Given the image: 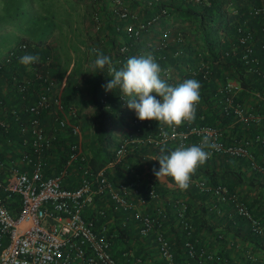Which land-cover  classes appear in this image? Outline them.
<instances>
[{"label": "built area", "instance_id": "obj_1", "mask_svg": "<svg viewBox=\"0 0 264 264\" xmlns=\"http://www.w3.org/2000/svg\"><path fill=\"white\" fill-rule=\"evenodd\" d=\"M104 1L112 19L124 20L121 24H115V29L126 36H137L144 24L137 21V15L131 10L128 2L126 0ZM170 1L172 0H142L146 5H160L158 11L152 14L147 22L156 23L161 14L166 17V8ZM180 1L207 5L212 0ZM239 1L248 3L246 8L237 7L234 0H222V9L231 17L238 14L241 18L239 22L232 24L235 42L242 46L238 56L243 66L249 72L255 73V77L250 80L252 83L255 82V85L243 86L237 79L225 77L224 81L215 86V91L221 94L220 106L223 113L230 114L233 122L253 125L254 134L237 135L224 141L221 138V129L212 124L185 122L178 128L171 129L158 123L153 126V120L141 121L134 114L129 120L130 127L124 129V134L114 149L112 159L95 171L85 165L79 172L76 184L73 187H64L60 184L63 170L54 175L42 174V159L39 157V152L49 146L50 140L43 133L38 113L50 104L62 110L57 118L58 125L68 128V132L75 136L76 140L70 146L69 158L77 159L82 158L79 143L80 128L77 124L70 123L67 118L68 115L74 116L75 106L68 105L66 109L63 108L57 92L53 90L54 79L36 72V76L42 79L44 89L36 92L34 98L27 103L25 111L30 113L28 119L23 121L14 116L18 120V143L7 153L0 150V264H126L108 252L109 240L104 227L101 226L99 230L95 228L97 216L105 213L103 207L94 204L95 197L100 195H106L120 210H130L131 216L138 222L140 235L153 233L155 247L165 264H181L174 259L168 239L160 225L159 216L162 215V208L155 207L151 212L142 210V207L150 200H158L157 192L152 187H148L143 193H139L134 179L112 183L105 174V170L131 151L136 143L152 146L173 143L175 149L181 143L185 146L199 145L203 136L209 135L219 149H206L211 151V156L221 153L232 157H244L248 160L250 168L264 171V165L255 162L251 150L252 145L257 143L264 160V67L261 69L257 66L252 67L253 64L258 63V58L252 53L253 32L250 28L251 24L247 21L248 16L259 17L260 31L264 35V4H256V0ZM156 30L160 33L153 45L157 52L155 54L157 60L166 59L165 50L170 42L176 44L170 51L172 58L187 56L186 53L183 54L185 35L181 27ZM169 36L168 40L166 37ZM146 45H149V42ZM260 47L264 53V41L261 42ZM119 48L125 50L127 44L120 45ZM234 54L237 55V52L233 40H230L227 48L222 49L217 57L222 60ZM191 56L193 60H188L186 63L174 62V66L178 64L177 71L173 69L172 64L162 66L161 76L172 85L190 78L198 81L207 80L209 62L203 59L199 52ZM23 86L24 83H19L16 88L22 91ZM241 91H245L243 99L239 98ZM119 99L121 105L127 107L123 93L119 95ZM133 111L135 112L134 109ZM12 112L14 113L13 109ZM7 126L4 116H0V127ZM180 137L185 139L181 140ZM8 141L11 140L8 139ZM32 152L35 153L36 159L31 163ZM195 184L211 191L218 201L230 198L236 213L250 218L245 205L232 196H228L221 184L206 186L202 180H196ZM13 197H16L17 207L10 206L9 201ZM174 204L179 224L186 235L185 255L194 258L195 264H217L219 255L216 251L195 246L191 237L192 227L185 216V204L177 203V200ZM251 226L254 232L264 238V219L260 221L252 219ZM217 237L220 235L218 234ZM135 264H141V262L138 261Z\"/></svg>", "mask_w": 264, "mask_h": 264}, {"label": "trees", "instance_id": "obj_2", "mask_svg": "<svg viewBox=\"0 0 264 264\" xmlns=\"http://www.w3.org/2000/svg\"><path fill=\"white\" fill-rule=\"evenodd\" d=\"M56 1L57 0H47V2L51 4H55ZM77 1H80V5H82L81 13L85 28V51L83 47L79 45L70 21H77L79 13L78 5L62 0L60 2H64L63 6L65 8L60 10V15L63 16L59 15L58 18L65 24L68 47L61 45V48L62 51L66 53L67 58L69 48L77 58H81V61L79 65H76L77 67L66 76L61 86H58L57 82L54 80L55 85L53 90L57 92L59 102L63 108L66 109L68 105L75 106L74 116L68 115L67 118L70 123L77 124L80 128L79 143L82 149V158H69L71 153L70 146L76 138L68 132V128L59 127L57 118L60 116L62 110L60 111L54 104H50L47 108L38 113V119L42 126L43 133L50 140L49 146L39 152V157L42 159V174L54 175L63 170L64 174L60 184L68 188L76 184L80 174L79 172L85 165L89 166L92 171H95L112 159L114 149L121 137L113 121L120 123L123 125L122 127L126 129L130 127L129 120L132 115H136L133 109L127 106V97H125L127 107L121 105L119 95L122 92L118 88L106 91L103 87V85H106L111 80L108 66L101 72H99L98 69V72L95 74L88 73L91 71L90 64L96 58V54L91 50L99 49L105 55L110 56L112 61L111 66L119 70L130 57L151 54L155 58L157 52L154 50L153 45L157 40V36L160 34L156 30V23L147 22V19L158 11L159 4L146 5L142 0H126L131 10L137 15V21H141L144 24V27L140 29L137 36H126L115 29V24H121L124 20L118 21L112 19L108 14L104 0ZM30 2H32V0H3L1 7L2 11L0 12V42L3 40V42H5L7 35L5 33L10 30L11 23H19L22 16L24 17L23 19H30L32 24L29 26L33 28L28 35V31L26 30L27 22H25L22 25L25 32L21 33V37L7 46L0 54V116H4V119L8 123L6 128L0 127V150L3 153H7L10 149H13L14 145L17 144L19 140V136L17 135L18 120H16L14 116L16 115L23 121L28 119L30 113L25 111L27 103L34 98L36 92L40 91L42 88L44 89L42 79L36 76V72L38 71L42 75L46 74L53 79H55L54 77L57 72L55 57L52 52L56 47V42L54 40L56 35L54 32L57 31L59 36L61 27L57 21L52 20V17L49 19L45 15L46 12L53 14L55 12L54 8L53 6L38 4L41 12L35 11L37 9H32L33 7ZM234 2L239 8H246L248 4L239 0H234ZM255 3L264 4V0H262V2L256 0ZM222 8V0H212L207 5L183 2L180 0L170 1L166 8V17H164L163 14L159 16V21L162 25L158 24V26H160L159 29L166 27L175 29L177 26L182 28L185 35L183 54L186 53L187 56L172 58L170 56V51L176 44L170 42L165 50L167 53L166 59L160 61L155 58V60L161 67L172 64L175 71L179 70L178 64L174 66L175 61L186 63L188 60H193L191 54L195 52H199L201 57L209 62L208 79L199 81L201 84V99L197 106L196 120L194 122L212 124L218 127L222 131L221 138L224 141H228L233 136L251 135L253 128L246 124H244L243 127H241V124H234L233 127L227 126L228 122L231 123L232 116L223 113L220 106L221 94L215 91V86L224 81L225 77H229L237 79L241 85L249 87L255 85V82H250V80L255 77V73L246 70V67L243 66L238 56L242 51V46L235 42V32L233 31L232 24L239 22L241 18L238 17V14L232 17L229 16L228 12H223ZM239 13L241 12L239 11ZM94 15L96 17H94ZM64 16H68L70 20ZM259 19V17H247L248 24H251L250 28L253 32L252 53L258 58V63L253 64L252 67L257 66L258 69H261L264 67V53L260 49V44L264 41V35L260 31ZM39 28L42 29L41 33L34 36ZM150 36L153 37L152 40L149 39ZM3 37H5V39H3ZM166 38L169 40L170 36ZM230 40H233L237 55L234 54L219 60L217 55L222 49L227 48ZM148 42L149 45H146ZM124 44H127V48L125 50L124 48L120 50V45ZM25 54L38 55L39 62L27 66L22 65L19 63V58ZM85 61H87V63ZM84 62L86 63L85 66ZM19 83H24L22 91H18L16 88ZM244 94L245 91H241L239 98L243 99ZM85 96L86 98H84ZM87 105L91 108V114L85 112ZM157 123L158 122L155 120L152 121L153 126ZM8 139L11 141L9 142ZM164 145L168 147V143ZM145 148L140 147L133 153H126L118 162L112 164V166L124 169L121 178L112 181L108 176L107 177L112 183L134 179L137 183L136 186L139 193H143L148 187H152L159 195L156 190V183L151 176H148L144 181L138 182V180L133 177L135 171L129 169V157L135 156V160H138L140 155L145 151H149V149ZM216 155L219 156V158L225 157V159L230 161L232 159H237L246 164V159L244 157H232L221 153L212 155L205 164L201 165L202 168H204L203 170L209 184L225 182L224 179L229 175L231 177L239 175V171L231 168H224L220 171L217 170L215 168ZM34 159H36V155L32 152L31 163ZM105 174L107 175L106 170ZM100 196L111 202L106 195ZM254 201L256 204L258 198L254 199ZM9 202L10 206L17 207L16 197L11 198ZM151 202L154 201L150 200L146 205L150 206L148 204ZM95 205L98 206L97 204ZM173 205L175 206L174 202ZM248 206H250V204ZM248 206L246 207L248 208ZM202 209H204V207ZM105 214L106 211L104 215L97 216L94 223L95 226L104 221ZM232 218L235 224L232 222L227 223L224 227L222 226L218 229L213 228L210 223L206 226L211 230L221 231L223 234L229 232L231 234H238L239 230H243L244 237H242V239L248 240V245L245 244L243 247L247 250L242 255L241 252H237L236 242L227 239L216 240L218 247L214 251L219 255L217 264H256L255 261L250 259V254L253 253L251 247L259 251H264V244L260 242L256 234L251 231L247 221L242 216L236 214L233 215ZM159 219L162 227L163 221L167 219L165 210L162 215L159 216ZM178 225V231L175 233L174 241L171 242L167 235H165L173 252L174 259L181 264H195L194 258L185 255L184 240L186 239V235L181 225ZM217 233L218 232L215 233V238ZM191 237L197 248L202 247L210 251L213 250L198 242L197 237L193 233V227L191 229ZM176 251L181 254V260L177 256ZM230 254L237 257L236 260L233 261V256H230ZM110 255L112 254L110 253ZM113 257L116 258L115 256ZM195 257L198 258L196 254ZM118 260L126 263L124 260ZM160 264L163 263L161 262Z\"/></svg>", "mask_w": 264, "mask_h": 264}, {"label": "crops", "instance_id": "obj_3", "mask_svg": "<svg viewBox=\"0 0 264 264\" xmlns=\"http://www.w3.org/2000/svg\"><path fill=\"white\" fill-rule=\"evenodd\" d=\"M71 1L79 6L81 4L80 1L77 0ZM78 10L77 21L73 22L68 16L64 17L71 21L74 35L79 37L78 40H80V36H84L85 28L80 7H78ZM57 23H59L61 29L65 26L64 22L61 20ZM159 27L160 26H158V28ZM68 51H70L69 48ZM234 124H241V127L244 125L243 123L231 121V123H227V126L233 127ZM247 126H252L253 132L251 134H254L255 128L253 125ZM164 144L152 146L146 143H136L131 151L128 152L133 153L140 147L149 149V151L144 150L145 152L140 155L138 160H135V156H131L128 159L130 161L128 162L129 169L135 171L133 177L138 180V182H141L146 180L148 176H151L156 183V190L159 193L158 200L148 204L150 206L146 205L142 207V210L151 212V210L153 211L155 207L159 206L162 208L163 212L164 210L166 211L167 219L163 221L162 229L172 242L175 240V233L178 231L179 226V221L176 216V207L173 205V202L177 200V203L185 204V216L191 223L193 233L200 244L214 251L218 247L216 240H231L236 242L237 252H241L243 255L247 250L243 246H245V244L248 245V240L242 239V237H244L243 230H239L238 234H231L230 232L223 234L221 231L211 230L206 226L210 223L213 228L218 229L222 226L224 227L227 223L232 222L235 224L232 217L237 213L230 198L225 201H218L211 191L205 190L195 184L196 180H202L206 186L214 185L208 183L202 166H200L192 176L190 186L187 190H180L170 176L161 177L159 179L155 176L153 169L159 170L160 165L158 160L154 158L160 155V149L163 147L168 153L174 150L173 143H168V147ZM251 150L255 162L264 165L259 145L254 143ZM215 163V168L219 171L224 168H231L239 171V175L236 177H231L229 175L224 179L225 182H219V184L224 186L228 196H232L236 201L244 204L245 207L250 204L248 208L246 207L249 211L250 218H243L247 221L251 231L254 232L252 230L251 220L260 221L264 219V171L260 172L250 168L247 159L246 164H244L237 159H232L230 161L225 159V157L219 158V156H217ZM123 170L124 169H121V167L112 165L106 168L107 176L112 181L121 178L124 173ZM256 198H258V201L255 204L254 199ZM94 204L103 207L106 211L104 221L97 224L95 227L97 230H99L101 226L104 227L106 237L109 240L108 249L113 256L124 260L128 264H135L138 261H140L141 264H160L161 262L164 264V261L159 256L155 247L153 233L150 232L147 235H140L138 233V222L131 216L130 210L122 211L101 196L95 198ZM203 207L204 209H202ZM216 232H218L217 235L219 234L220 237L216 236L215 238ZM254 233L260 242L264 244L263 236L256 232ZM251 250L253 253L250 254V259L255 261L256 264L259 262L264 263V251L253 249V247H251ZM176 254L181 260V254L178 251H176ZM230 256H233V254H230ZM236 258L237 257L233 256V261L236 260Z\"/></svg>", "mask_w": 264, "mask_h": 264}, {"label": "clouds", "instance_id": "obj_4", "mask_svg": "<svg viewBox=\"0 0 264 264\" xmlns=\"http://www.w3.org/2000/svg\"><path fill=\"white\" fill-rule=\"evenodd\" d=\"M91 51L96 58L90 64L91 71L88 73L95 74L98 69L101 72L108 66L111 80L103 87L106 91L118 88L127 97V106L135 110L141 121L155 120L158 125L175 129L185 122L191 124L196 120L201 99L198 80L190 78L176 85L170 84L161 76V66L151 54L130 57L117 70L111 66L110 56L99 49ZM38 62V55L25 54L19 58V63L25 66ZM206 149L219 150L209 135H204L199 145L185 146L181 143L170 153L162 147L160 155L154 158L160 165L159 170L153 169L155 176L158 179L170 176L180 190H187L192 176L211 156V151Z\"/></svg>", "mask_w": 264, "mask_h": 264}, {"label": "rangeland", "instance_id": "obj_5", "mask_svg": "<svg viewBox=\"0 0 264 264\" xmlns=\"http://www.w3.org/2000/svg\"><path fill=\"white\" fill-rule=\"evenodd\" d=\"M60 1H62V0H57L55 2V4H51V3H48L47 0H32V2H30V3L33 7L32 9H37L35 11H39V12H41V11H40L38 4L43 5V6H45V5L53 6L55 12L53 14L46 12L45 15L49 19L52 17L53 18L52 20H55L58 22L60 20L58 18V16L60 15V10H62V8H65L63 6L64 2L61 3ZM66 1L72 3L71 0H66ZM2 3H3V0H0V12L2 11V8H1ZM78 7H80V9H82V5H80V6L78 5ZM80 12H81V10H80ZM60 16H63V15H60ZM23 18L24 17L22 16V18L20 19V22L18 21L19 23H16V22L11 23L10 30L5 33V34H7L5 42H3L4 40L2 42H0V54L3 52V50L7 46H9L11 43L15 42L16 40H18L21 37V33L25 32L23 27H22V25L25 22H27L26 30L28 31V35L32 31V29H33L32 26H29L30 24H32L30 22V19L27 20V19H23ZM158 24L162 25V23L158 20L156 22V28H158ZM63 29H64V31H63ZM41 31H42L41 28L37 29V32L34 36H37L38 34H40ZM84 31H85V29H84ZM157 32H158V30H157ZM66 33H67V30H66L65 26L61 29V33L59 36L57 34V31L54 32V34L56 35V38L54 39L56 42V47L52 53H53V56L55 57V62L57 65V72L55 74L54 80H55V82H57L58 86H61V84L64 82L66 76L69 73H71L75 69V67H77L76 65H79V62L81 61V58L80 59L77 58L76 55H74V53L71 50L67 52L68 58L66 57V53L62 51L61 45L68 47ZM76 38H77V40L79 39V37H76ZM83 38H84V36H80V40H78V42L81 45V47H83V49L85 51V43L83 42L84 41ZM3 39H5V37H3ZM149 39L152 40L153 37L150 36ZM85 62L87 63V61H85ZM85 62H84V66L86 64ZM84 98H86V96ZM85 112L91 114V108L89 107V105H87V107L85 108ZM113 124H116L117 130L119 131L120 136H122L124 134V128L122 127L123 125H121L120 123H118L116 121H113Z\"/></svg>", "mask_w": 264, "mask_h": 264}]
</instances>
